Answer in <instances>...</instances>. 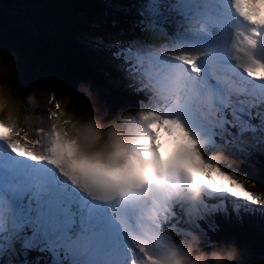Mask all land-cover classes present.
<instances>
[{
  "label": "snow or ice",
  "instance_id": "6c2138e0",
  "mask_svg": "<svg viewBox=\"0 0 264 264\" xmlns=\"http://www.w3.org/2000/svg\"><path fill=\"white\" fill-rule=\"evenodd\" d=\"M99 6L127 17L130 35L85 43L108 54L139 99L113 111L90 82L78 86H90L103 124L130 117L135 143L101 162L78 155L55 125L33 138L0 122V264H165L178 240L195 236L204 251L234 244L237 264H252L256 249L222 234L218 218L264 225V195L245 187L258 182L243 171L264 172V0ZM59 115L57 101L47 118ZM193 188L199 199L183 198Z\"/></svg>",
  "mask_w": 264,
  "mask_h": 264
},
{
  "label": "trees",
  "instance_id": "16d2710c",
  "mask_svg": "<svg viewBox=\"0 0 264 264\" xmlns=\"http://www.w3.org/2000/svg\"><path fill=\"white\" fill-rule=\"evenodd\" d=\"M101 3V0H0V49H8L0 50V85L25 81L37 94L54 90L55 99L63 102L66 110L78 111L77 87L88 81L101 103L113 111L134 109L139 97L130 92L125 94L120 74L113 69L108 54L93 49L84 40L85 35L107 36L121 30L130 35L128 18L104 9L99 6ZM22 19L28 23L23 24ZM14 96L17 100V90ZM243 171L258 182L256 187L250 183H245V187L264 195V187L260 186L264 172L257 174L247 168ZM221 227L228 238L235 237L237 243L247 242L256 249L252 264H264L260 256L264 250V225L246 218L243 224L234 219L224 225L221 222Z\"/></svg>",
  "mask_w": 264,
  "mask_h": 264
},
{
  "label": "clouds",
  "instance_id": "9594fccd",
  "mask_svg": "<svg viewBox=\"0 0 264 264\" xmlns=\"http://www.w3.org/2000/svg\"><path fill=\"white\" fill-rule=\"evenodd\" d=\"M82 97L88 103L82 102L79 111L61 109L63 115L56 119L47 118L48 129L55 125L65 141L73 142L78 155L96 156L101 162L107 161L110 155L118 151H131V146L135 143L132 129L129 127L131 118L121 117L105 125L94 115L98 109L94 106L90 86L84 83L78 86L75 94L78 101H81ZM26 99L28 104H35V97L29 96ZM20 107L19 102L13 101L11 95L0 86V113H3L0 122L31 132V116L21 115ZM136 126H139V122ZM137 167L143 168L144 165L138 162ZM182 196L195 201L199 199V192L194 188L185 189ZM239 256V250L234 244L204 251L200 247V238L195 236L178 240L175 249L165 258V264H237Z\"/></svg>",
  "mask_w": 264,
  "mask_h": 264
},
{
  "label": "rangeland",
  "instance_id": "374dc122",
  "mask_svg": "<svg viewBox=\"0 0 264 264\" xmlns=\"http://www.w3.org/2000/svg\"><path fill=\"white\" fill-rule=\"evenodd\" d=\"M16 83L19 84V91H17L18 92V99L14 100L12 98V100L13 101H18L19 104L21 105V107L19 108V113L21 115H29V116H31V122H32L31 123V130L34 129V128L40 127L39 125L47 126V111L49 109H52L53 105L55 104V102L52 103L53 100H52L51 103H49V100L47 102H45L44 97L46 96L48 91L44 92L41 95H35L31 91L32 90L31 88L28 89V87L26 86L25 82L17 81ZM14 88L17 90L16 87H14ZM5 90H6L7 93L11 92V89H9V88H6ZM28 94L33 96V97H35V104H31L30 105L32 107V109H29V105L26 104V101H25V103L22 101ZM48 94H49V92H48ZM60 105H61V109H63L62 104H60ZM33 109L37 110V112L34 111ZM29 110H31L33 113L30 114ZM39 111L42 113V115H37V113ZM0 118H3V113H0ZM21 126L24 127V125H21Z\"/></svg>",
  "mask_w": 264,
  "mask_h": 264
},
{
  "label": "bare ground",
  "instance_id": "6f19581e",
  "mask_svg": "<svg viewBox=\"0 0 264 264\" xmlns=\"http://www.w3.org/2000/svg\"><path fill=\"white\" fill-rule=\"evenodd\" d=\"M48 96H49V94L47 93L46 94V96L44 97V99H45V102H47L48 101ZM0 119H2V118H0ZM32 123V122H31ZM41 124V123H40ZM40 127H38V128H43V127H46V126H41V125H39ZM22 127V126H21ZM30 134L31 135H33V138H35V133L34 132H30ZM170 147V146H169ZM162 154H164V155H167V153L166 152H162Z\"/></svg>",
  "mask_w": 264,
  "mask_h": 264
}]
</instances>
